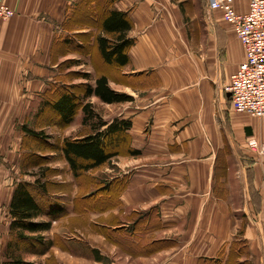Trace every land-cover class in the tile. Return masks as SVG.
<instances>
[{
    "label": "crops",
    "instance_id": "1",
    "mask_svg": "<svg viewBox=\"0 0 264 264\" xmlns=\"http://www.w3.org/2000/svg\"><path fill=\"white\" fill-rule=\"evenodd\" d=\"M101 1L109 10L126 13L132 24L126 63L106 65L108 71L98 72L96 56L84 53L74 37L97 33L90 21L95 0H9L14 16L0 20V148L6 146L8 119L28 115L33 96L50 85H93L103 74L111 89L131 96L119 103L86 98L90 104L117 107L105 116L94 109L104 123L99 131L115 121L129 123L120 135L122 147L104 164L115 165L107 179L118 183L112 191L117 198L89 215H112L111 225H103L127 231L123 239L131 245H118L121 251L106 243L93 226L100 224L92 223L95 233L88 246L55 233L52 244L60 261L262 264L264 118L233 110L224 90L245 59L232 26L219 11H209L205 0ZM235 7L245 12L247 0ZM70 54L88 59L92 82H81L85 78L74 76L80 71L70 65L64 70L68 59H78ZM77 117H83L81 110L72 123ZM72 182L80 188L75 178ZM242 241L252 249L245 257L236 250Z\"/></svg>",
    "mask_w": 264,
    "mask_h": 264
},
{
    "label": "trees",
    "instance_id": "2",
    "mask_svg": "<svg viewBox=\"0 0 264 264\" xmlns=\"http://www.w3.org/2000/svg\"><path fill=\"white\" fill-rule=\"evenodd\" d=\"M95 1L94 16L90 14V21L97 33L93 38H90V34L74 37L81 38L78 41L84 46V53L86 52L90 57H94L97 54L110 67L124 65L127 61L128 49L133 43V40L128 36L132 24L126 13L109 10L101 4V0ZM70 21H72V18L66 21V27H69ZM70 41V44L73 45L74 41ZM65 43L69 44V41L66 40ZM70 48L75 49V46ZM73 63L75 62L73 61ZM95 66L100 72L96 61ZM82 77L88 78V75L82 74ZM81 86H83V92H76V89ZM50 88L41 94L43 102L40 108L41 111H39L40 115L55 116L57 120L54 123L58 122L62 124V127H66L72 123L76 112L81 110L83 114L81 123L89 126V132L85 135L75 139L63 138L55 148L56 151L59 150L61 152L63 159L68 164L80 187L85 186L84 191H86L89 198H84L86 194L77 195L73 201V210L78 217H86L89 211L102 210L117 198L112 191L116 189L118 183L112 180L109 181L106 178H104L103 182L96 178H91L88 176V171L105 164L115 155V152L120 148L122 129L129 126V123L122 120L115 121L107 126L105 131H99L104 123L100 119L97 122L93 121V118L97 116L93 112L90 103H84V99L94 95L106 103H119L131 100V96L111 89L106 76L103 74H99L96 77L93 85L86 83L78 86H65L56 83L50 85ZM90 120L92 122L89 124ZM21 130L25 135L40 141L46 140L42 131L32 130L25 124L21 126ZM132 153L135 154L136 152L132 151ZM83 177H86L87 180L83 179ZM35 187L39 190L37 195L33 193L29 184L25 182L17 183L13 190L8 206L10 217L9 233L12 238L8 241L6 248L8 260L3 261L1 264H37L26 261L20 253L19 246L22 243H29V237L26 234L49 231L51 220L39 221L37 218L40 216L47 214L50 219L66 216L65 213L67 211L64 207L58 204L47 206L50 196L47 194L45 183H38ZM90 187L92 189L88 190ZM40 194L43 195L44 202L38 197ZM114 220L113 222H116ZM111 221L110 218L109 225H111ZM93 226L98 232L103 233L108 240L116 243L121 248H129L128 246L131 245L127 239H123L129 233L127 231L124 233L121 227L111 229L105 225Z\"/></svg>",
    "mask_w": 264,
    "mask_h": 264
},
{
    "label": "rangeland",
    "instance_id": "3",
    "mask_svg": "<svg viewBox=\"0 0 264 264\" xmlns=\"http://www.w3.org/2000/svg\"><path fill=\"white\" fill-rule=\"evenodd\" d=\"M78 40L80 39L78 38ZM73 47L74 44L72 45V48ZM95 56L98 68L105 70L106 64L97 56V54ZM69 58L78 59L75 63H73L72 59H68L65 63L66 65L63 66L64 70L70 65L73 70L80 71L74 76H79L83 73L89 75L88 72L90 67L86 57H77L70 54ZM108 70L109 69L107 68L106 71ZM70 74L72 75L71 72ZM93 78L92 74L91 77L88 76L87 79L85 78V80H82L81 82H92ZM74 81L78 82L79 80L75 79ZM80 84L83 85L82 83ZM73 85L78 86L77 83ZM77 91L83 92V86L76 89V92ZM33 97L34 99L32 102L29 103L30 110H28V115L10 117L8 119V134H6L5 137L6 146L2 143L0 148V264L3 261L8 260L6 248L8 241L12 238L9 233L10 217L8 214V206L17 183L25 182L26 184H29L31 190L36 195L39 194V190L35 186L41 182L45 183L47 194L50 196L47 206L58 204L68 210H72L73 207L71 205H73V201L77 195L86 194V191H84L85 186L80 188L76 187V189L73 188L72 178H74V176L71 175L72 172L69 170L68 164L63 159L61 152L59 150L56 151L55 148L63 138H66V136L72 138L73 136L75 137L88 133L89 126L81 123L82 117H77L73 123L66 127H62V124H59L58 122L54 123L57 120L55 116L39 114L43 102L41 94H35ZM26 103L27 102H25V105ZM84 103H86V99H84ZM21 104L22 103L20 102V105ZM90 105L94 113L95 109L103 116L110 114L117 108L116 106L102 107L96 105V103ZM99 119L100 117L97 115L96 118H93V121L97 122ZM91 122L92 120L89 121V124ZM23 124L32 130L42 131L46 140L40 141L31 136L25 135L21 130ZM119 146L122 147L121 143ZM115 161L118 160L114 158L113 162ZM111 167H115V165L112 166L110 162L106 166L104 164L100 165L95 169H91L88 172V176L103 182L105 180L104 178H108L110 172L112 173L116 171L115 168H113L114 170L112 171ZM84 178L87 180L86 177H83V179ZM38 197L43 201L42 194L38 195ZM84 198H89L88 194L84 195ZM71 210H69L70 212L65 213L66 216H59L50 219L46 214L37 218L39 221L51 220V228L49 231L26 234L29 237V243H22L21 246H19L20 253L26 261L37 264H69L68 262L60 261V252L57 250V245L52 244V242L56 241L58 236L55 233L60 232L66 237L82 240L88 246L89 240L92 242V235L95 233L94 230L92 231L90 228L92 227L91 224H106L110 221L112 216L106 215L108 216L106 218L102 212L99 215L86 214V217H78L77 213L71 212ZM104 237L106 243L108 242L116 245V243L108 240L106 236ZM116 247L123 251L118 245H116ZM248 248L249 246L245 241H242L236 246L237 252L242 255V257H245L248 252H252V249ZM109 251L108 255H112L117 259V263H120L118 255L114 256L115 254L111 250ZM255 252H258L257 249H255ZM101 261H104V259ZM246 263L249 262H242V264ZM262 264H264V261Z\"/></svg>",
    "mask_w": 264,
    "mask_h": 264
},
{
    "label": "built area",
    "instance_id": "4",
    "mask_svg": "<svg viewBox=\"0 0 264 264\" xmlns=\"http://www.w3.org/2000/svg\"><path fill=\"white\" fill-rule=\"evenodd\" d=\"M205 1L209 11H219L232 26L245 53L224 88L230 94L231 107L236 112L264 118V0H247L245 12L236 9L238 0ZM12 16L9 0H0V20Z\"/></svg>",
    "mask_w": 264,
    "mask_h": 264
}]
</instances>
